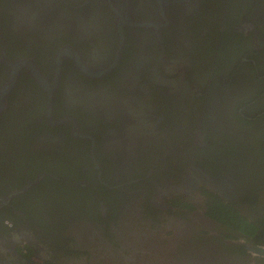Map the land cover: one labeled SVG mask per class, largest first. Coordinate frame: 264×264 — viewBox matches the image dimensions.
<instances>
[{
    "label": "flooded vegetation",
    "instance_id": "obj_1",
    "mask_svg": "<svg viewBox=\"0 0 264 264\" xmlns=\"http://www.w3.org/2000/svg\"><path fill=\"white\" fill-rule=\"evenodd\" d=\"M256 1L0 0V264H264Z\"/></svg>",
    "mask_w": 264,
    "mask_h": 264
},
{
    "label": "water",
    "instance_id": "obj_2",
    "mask_svg": "<svg viewBox=\"0 0 264 264\" xmlns=\"http://www.w3.org/2000/svg\"><path fill=\"white\" fill-rule=\"evenodd\" d=\"M254 21V20H253ZM252 21V22H253ZM252 22H248V23H241L239 24L238 28L241 29L242 31L243 30H248V31H251L253 32L254 30V25L252 24ZM256 34V31L254 32V35ZM253 45H254V48L257 49L258 47V41L256 40V38L254 37L253 39ZM15 79H12L9 84L7 85V87L5 88V91L9 90L12 86V84L14 83ZM28 188V186L26 188H24L22 191H19L17 193H14V194H19L21 192H23L24 190H26ZM7 198H10V196H8ZM251 252L254 254V255H257L259 257H263L264 258V248L263 247H252L251 249Z\"/></svg>",
    "mask_w": 264,
    "mask_h": 264
},
{
    "label": "trees",
    "instance_id": "obj_3",
    "mask_svg": "<svg viewBox=\"0 0 264 264\" xmlns=\"http://www.w3.org/2000/svg\"><path fill=\"white\" fill-rule=\"evenodd\" d=\"M261 2V1H260ZM250 4L252 5V8H255L256 9V12L258 11L257 9H259L260 8V4H258V1H256V0H241V5H242V9H240V10H245V11H247V10H249L248 8L250 7ZM259 7V8H258ZM248 16H250V15H248ZM248 16H246V17H248ZM249 18V17H248ZM242 19H244V17L242 18ZM241 19V20H242ZM250 40H251V36H250V38H249ZM262 39H264V34H263V38ZM259 51V53L260 54H263L264 53V48L263 49H261V47H260V49L258 50ZM257 62V67L260 69V68H264V62L262 61V58H261V60H259V61H256ZM248 80H249V78H248ZM260 203V202H259ZM259 205H262V201H261V204H259ZM228 212V211H227ZM228 216V215H227Z\"/></svg>",
    "mask_w": 264,
    "mask_h": 264
},
{
    "label": "rangeland",
    "instance_id": "obj_4",
    "mask_svg": "<svg viewBox=\"0 0 264 264\" xmlns=\"http://www.w3.org/2000/svg\"><path fill=\"white\" fill-rule=\"evenodd\" d=\"M240 83H241V81H240ZM239 84V82L237 83V85Z\"/></svg>",
    "mask_w": 264,
    "mask_h": 264
}]
</instances>
